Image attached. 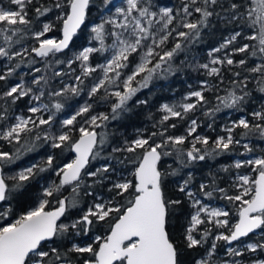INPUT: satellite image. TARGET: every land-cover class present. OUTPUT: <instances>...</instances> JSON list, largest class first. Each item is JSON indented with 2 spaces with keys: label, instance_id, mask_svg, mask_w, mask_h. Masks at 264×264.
Segmentation results:
<instances>
[{
  "label": "snow or ice",
  "instance_id": "snow-or-ice-1",
  "mask_svg": "<svg viewBox=\"0 0 264 264\" xmlns=\"http://www.w3.org/2000/svg\"><path fill=\"white\" fill-rule=\"evenodd\" d=\"M92 4L93 0H0V60L5 61L0 67V141L14 149L5 150L0 144V264H244L235 257L243 258L246 252L260 254L247 264H264V155L231 165L247 167L253 174L236 173L231 185L235 194L220 187L215 177L194 186L191 172L181 175L182 169L206 157L229 153L234 145L244 148L242 155L251 154L250 142L242 141L252 136L264 140V104L233 120L222 129L224 134L214 139L199 133L198 118L189 119V113L199 109H206L203 114L209 118L223 108L244 112L251 95L250 79L264 93V0H229V15L222 19L239 30L234 29L208 52V63L196 65L220 83L224 66L241 68L248 75L233 72L232 89L217 96L218 103L212 108H206L205 92L218 86L208 81L201 82L200 90L190 91L184 102L161 105L164 114L153 125L157 131L140 134L112 149V153L132 154L124 159L133 170L132 178L111 183L107 199L94 195L91 189L109 179L105 174L114 171L111 163L88 170L107 142L103 130L110 120L128 111V102L141 89L154 79L173 74L175 58L200 39L214 16L220 17L215 9L223 4L221 0H181L174 9L159 7L152 0H101L99 21L93 23L88 35L89 46L73 52L70 44L82 26L88 27ZM50 13L54 19L41 20ZM37 22L39 27H34ZM22 35L34 40L30 48L16 49L21 39L13 38ZM94 54L102 56L103 62L94 64ZM236 54L243 55L236 60ZM39 61H44V69L34 67ZM25 64L32 68L30 80L26 79L29 73L18 72ZM74 64L79 73L73 76ZM59 65L68 71H57L54 66ZM46 69H52L51 77ZM62 76L73 77V82L61 80L60 88H50V79ZM81 94H86L87 100L61 117L65 109L61 98ZM25 98L26 108L17 114V102ZM98 102L109 104L111 111L95 112ZM170 120L187 121L183 134H169V129L177 128V123H168ZM41 144L59 150V155L73 153L74 158L61 164L58 154L51 152L12 174L5 171ZM170 156H175L179 166L165 169L162 160ZM49 171L58 182L42 184L30 202H20L17 194H23L37 176ZM177 176L178 195L173 197L167 193L166 181ZM89 178L92 184L87 183ZM217 192L235 207V216L227 205L205 203V198L211 199ZM81 193L92 201L72 219L69 214L80 206ZM250 234L258 235L255 242L245 243L243 248L235 246L234 242ZM69 237L71 246L63 248ZM77 237L88 240L76 242ZM209 237L212 243L201 257L188 261L185 253L203 248ZM221 241L232 259H214Z\"/></svg>",
  "mask_w": 264,
  "mask_h": 264
},
{
  "label": "trees",
  "instance_id": "trees-1",
  "mask_svg": "<svg viewBox=\"0 0 264 264\" xmlns=\"http://www.w3.org/2000/svg\"><path fill=\"white\" fill-rule=\"evenodd\" d=\"M153 4L157 6H168L173 7L174 9L179 8L181 4V0H152ZM40 3H50V0H40ZM223 4V8L217 7L215 10L220 13V17L214 16L211 20V24L208 28L204 29L201 37L198 41L192 43L189 48L181 52L176 58L174 62V72L173 74L167 75L164 78L154 79L147 88L141 89L136 96L132 98L128 102V111H125L120 114V116L115 120H110L107 125V128L103 131L107 134V142L104 145L103 151H101L100 156L91 161L88 167V170L94 171L97 168L105 165L106 163H111L114 171H110L105 174L109 177V179L104 180L103 183L95 184L93 189H91L94 195L98 197L108 198L111 193H109L108 188L111 186L113 181H116L115 178L117 174H128L129 179L132 178L130 176V172L133 170V165L129 163L128 160H125L124 157L131 158L132 154L129 153H112V149L117 146H123L124 141H131L136 138L138 135L143 134L147 136L152 131H157L158 128L154 127V124H157L160 120L161 116L164 114L160 111L161 105L168 103L178 104L184 102V97L192 90H200L201 82L208 81L209 84L217 85L212 89V91L205 92V96L207 97L209 104L206 108H212L215 106L218 101L216 100L217 96H225L227 92L230 91L233 85L230 81L233 79L232 73L235 71H240L242 76L248 75V73L244 72L243 69L232 67L229 70L228 66L222 67L221 75L224 77L223 83L219 82V79L214 76H208L206 74V70L197 69V64L208 63L211 59L208 56V52L211 49L218 47L224 39L229 36L234 29H237V25L233 23H226L224 17H227L229 13L227 12V7L229 4V0H221ZM101 6V0H93V4L90 5L89 16L86 19V24L88 27L82 26L80 32H78L77 36L73 38V41L70 44V48L73 52L81 50L88 44V35L90 32V28L93 23L99 21V7ZM14 7V6H13ZM30 15L32 13L30 12ZM54 19L53 14H49L47 17H42L41 20L44 22H48L49 19ZM58 23V22H57ZM34 27H39L38 22L34 24ZM21 39L19 44H16V49L22 47H31L34 44V40L30 37V35H22V37H14L13 39ZM248 43H255L252 41H245ZM15 50V49H14ZM71 55V52L68 53ZM216 55L222 56L223 53H217ZM243 54H236L233 58L239 60ZM99 54H94L92 57V62L100 63L103 60L102 56ZM61 59H65L64 55L60 56ZM28 59H31L29 57ZM39 60V58H37ZM259 62V61H257ZM5 61L0 60V67L3 66ZM15 63V61L13 62ZM252 64V59H249V65ZM34 67H39L41 69L45 68L44 61H39ZM57 71H68L65 65L54 66ZM18 72L21 73H29L26 79H31L32 68L28 67L27 64L22 66ZM41 73H36V75H40ZM46 74L51 77L52 69H46ZM75 75V74H74ZM70 76H62V77H54L50 79L49 86L52 89L60 88L62 85L60 83L61 80L64 82ZM71 83L73 82V77L70 78ZM11 82H15L14 80ZM87 83V81H86ZM248 90L251 92V95L247 99V103L244 105V112L235 111L233 109L223 108L221 111L215 113L214 117H207L203 114L206 109H199L194 113H189V119L198 118V123L200 127L198 129L200 134L207 135L211 138H215L217 135H223L222 129L226 125H230L233 120H236L238 117L245 116L250 113L252 110L260 107L261 104H264V93H261L257 90V85L254 80L250 79L248 84ZM65 103L64 112L61 113V117L66 116L67 114L75 111L77 107H79L84 101L87 100L86 94H81L76 97H64L61 98ZM146 100V104H140L138 101ZM27 98L22 101L17 102L15 107V111L17 114L24 111L26 108ZM95 112H110V105L103 102H98L94 104ZM168 123H177V128L169 129V134H183L187 121H177L170 120ZM211 124L212 127L209 128L208 125ZM97 131H101V129H97ZM241 130H237L240 132ZM250 147L253 148V152L251 154H244L245 150L242 146H232L229 153L214 156L212 158H207L204 161H197L193 163L190 167L184 168L181 171V175H185L188 172H191L193 177V185H198L200 182H207L212 177L216 178V183L220 187L227 188L230 194H235V191L230 189L231 180L233 177H236V173H246L249 171V168H241L235 169L231 167L237 160H244L245 158H249L251 156L264 155V140L257 138L256 136H252L248 139L242 141V143H249ZM0 144L3 145L5 150H14L12 145H7L4 142L0 141ZM18 147V146H17ZM56 152L58 154V162L63 164L64 162H70L73 158L72 153L65 152L63 155H59V150H52L46 144H41L37 147L35 151L28 152L21 156V158L15 163L8 165L5 169L6 172L12 174L16 171H19L21 168L26 167L32 163L40 161L42 158H46V156L51 153ZM115 157L108 160V157ZM123 160V163L119 161ZM162 164L165 169H168L170 165L171 168H176L179 166L178 162L175 161V156L165 157L162 160ZM227 167L228 171L225 172L222 169ZM170 170V169H169ZM211 174V176L209 175ZM180 177H169L166 181L167 184V193L170 196L175 197L178 193L175 191L176 185L174 181L178 180ZM57 181L58 177L54 175L51 171L42 173L37 176L25 190L23 194H17V198L20 202H30L35 196L39 194L41 191V185L46 182ZM88 184L93 183V179L89 178L87 180ZM67 194V191H65ZM216 196L220 197V193H214ZM81 201L80 206L76 209H72L70 212V217L75 219L76 216L80 213L82 209H85L89 203L92 201V197L83 196L81 193ZM187 209V205H185ZM183 222V221H182ZM175 224V221L173 222ZM80 240L87 241V237H77L76 242ZM71 246V237L66 238L63 241V248H67ZM62 248V250H63ZM205 248H199L195 250H191L190 252H186L185 256L188 261L193 259H199L201 255L204 253Z\"/></svg>",
  "mask_w": 264,
  "mask_h": 264
},
{
  "label": "rangeland",
  "instance_id": "rangeland-1",
  "mask_svg": "<svg viewBox=\"0 0 264 264\" xmlns=\"http://www.w3.org/2000/svg\"><path fill=\"white\" fill-rule=\"evenodd\" d=\"M5 3H6V0H5ZM159 7H164V6H159ZM86 46H89L88 44L86 45ZM100 56V55H99ZM99 56H97V57H99ZM101 62H103V60L101 61ZM73 68H75L76 69V73H74V74H78L79 73V68H78V65H73ZM74 74H73V76H74ZM70 78H72V77H69L66 81H65V83H71V81H70ZM85 102V101H84ZM83 102V103H84ZM82 103V104H83ZM255 156H251V157H249V158H254ZM240 174H250V175H253L251 172H250V169H249V171L248 172H246V173H240ZM129 178V175L128 174H117V176H116V178H115V180H118V179H120V178ZM234 182H235V177H233V179L231 180V184H229L230 186V189H232V191H235V193H236V189H234L233 187H231V185H233L234 184ZM221 197V196H220ZM220 197H218V196H216V194H214L213 195V197L211 198V199H208V198H205V203L206 204H209L211 207H224L225 205H227V207L228 208H230L231 210H232V215L233 216H235V213H236V209H235V207L233 206V205H231V204H229V202L228 201H226V200H223V199H221ZM106 199V198H105ZM213 231L215 232L216 230L215 229H213ZM257 238H258V235H252V236H250V237H248V238H246V239H244V240H242V241H239L238 243H236L235 244V246H238V247H241V248H243V246H244V244L245 243H250V242H255L256 240H257ZM79 242V241H78ZM212 243V237H209L208 238V242L203 246V248H208L209 247V245ZM228 246L227 245H225L224 244V242L223 241H221V242H218L217 243V251H218V255H217V257H214V259H232V257H228L227 255H226V248H227ZM260 254L259 253H257V254H251V253H245V256L243 257V258H241V257H235V259H237V260H240V259H243V261H244V264H247V262H248V260H250V259H252V258H254V256H259Z\"/></svg>",
  "mask_w": 264,
  "mask_h": 264
},
{
  "label": "water",
  "instance_id": "water-1",
  "mask_svg": "<svg viewBox=\"0 0 264 264\" xmlns=\"http://www.w3.org/2000/svg\"><path fill=\"white\" fill-rule=\"evenodd\" d=\"M72 155H73V158H74V154H73V153H72ZM252 235H253V234H250L249 237L252 236ZM246 238H248V237H246ZM246 238H242V240H244V239H246ZM242 240H241V241H242ZM236 243H238V242H234V244H236Z\"/></svg>",
  "mask_w": 264,
  "mask_h": 264
}]
</instances>
